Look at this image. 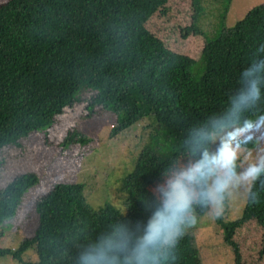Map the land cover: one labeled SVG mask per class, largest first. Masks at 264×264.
I'll return each mask as SVG.
<instances>
[{"label": "trees", "instance_id": "16d2710c", "mask_svg": "<svg viewBox=\"0 0 264 264\" xmlns=\"http://www.w3.org/2000/svg\"><path fill=\"white\" fill-rule=\"evenodd\" d=\"M165 0H6L0 4V150L17 145L36 130H46L64 107L91 93L86 108L100 106L115 117L114 136L142 119L165 129L172 143L165 156L143 147L122 179L124 214L105 203L90 215L82 211V186L54 183L36 202L38 224L12 250L0 247V257L18 264H76L81 245L114 219L146 220L140 200L162 179L187 127L224 108L219 86L220 62L226 55L225 28L220 21L206 38L193 78L190 63L165 47L144 27ZM230 0H220L225 11ZM200 0H192L194 11ZM264 9L253 6L248 15ZM196 13L193 14V18ZM188 32L196 33L190 25ZM83 143L86 138L76 137ZM66 140V137H65ZM37 181L33 173L16 175L0 189V239L3 223L15 211L24 192ZM240 221L254 220L264 228V177L252 186ZM126 213V215H125ZM201 212L199 217L203 215ZM237 220L223 225L229 244ZM264 239V236H263ZM28 249L34 260H24ZM176 264H201L197 250L181 240Z\"/></svg>", "mask_w": 264, "mask_h": 264}, {"label": "rangeland", "instance_id": "374dc122", "mask_svg": "<svg viewBox=\"0 0 264 264\" xmlns=\"http://www.w3.org/2000/svg\"><path fill=\"white\" fill-rule=\"evenodd\" d=\"M6 0H0V4ZM194 11L192 0H165L144 22L145 29L162 41L166 48L190 63L189 71L198 78L202 63L200 51L206 38L213 36L218 22L225 28L226 55L220 62L218 82L228 96L236 89L240 72L247 66L253 53L264 45L263 13L247 12L253 6L264 9V0H230L222 11L220 0H200ZM196 17L193 18V14ZM192 25L196 33L188 32ZM264 57V52L258 53ZM91 93L82 91L79 100L64 107L50 127L36 130L21 138L17 145L0 150V189L16 175L33 173L37 181L22 195L14 213L4 221L0 247L15 248L20 240L31 237L38 224L36 202L54 183H78L82 186L85 215H90L107 203L124 214L126 193L122 179L132 169L137 153L151 148L165 156L172 143L165 129L142 119L114 136L109 129L114 114L100 106L86 108ZM246 116L256 122L250 134L248 147L254 156L264 155V99ZM84 137L80 143L76 137ZM66 137V140H65ZM242 164L245 162L242 160ZM153 184L150 190L159 182ZM247 189H239L229 200L223 217L212 219L201 215L195 227L182 240L194 247L201 264H264V228L254 220L240 221ZM237 220L229 244L223 240V225ZM24 260H34L35 253L28 249ZM0 264H18L11 257H0Z\"/></svg>", "mask_w": 264, "mask_h": 264}, {"label": "clouds", "instance_id": "9594fccd", "mask_svg": "<svg viewBox=\"0 0 264 264\" xmlns=\"http://www.w3.org/2000/svg\"><path fill=\"white\" fill-rule=\"evenodd\" d=\"M259 52L264 45L240 72L225 107L187 127L179 156L169 160L152 196L140 200L147 219L112 220L81 245L76 264H176L180 242L201 212L212 219L223 217L242 187L251 204L260 203L252 186L264 177V155L254 156L248 147L256 122L245 115L264 99V57Z\"/></svg>", "mask_w": 264, "mask_h": 264}]
</instances>
